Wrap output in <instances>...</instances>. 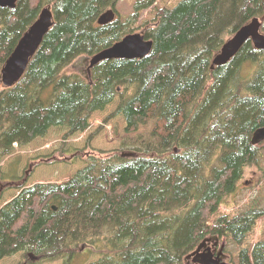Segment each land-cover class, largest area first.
I'll list each match as a JSON object with an SVG mask.
<instances>
[{"label": "trees", "instance_id": "16d2710c", "mask_svg": "<svg viewBox=\"0 0 264 264\" xmlns=\"http://www.w3.org/2000/svg\"><path fill=\"white\" fill-rule=\"evenodd\" d=\"M119 1L0 7V75L43 7L51 5L55 18L23 78L0 85V163L16 143L28 145L52 127H67L66 136L88 130L94 113L117 97L113 114L124 116L129 133L153 123L126 137L118 153L88 158L66 182L19 183V194L0 208V260L23 251L71 264L87 245L101 253L90 264H188L210 236L242 247L264 218L260 206L223 210L247 168L263 158L264 146L252 137L264 126V49L250 39L228 64L211 69L226 40L264 16V0H181L159 9L144 32L154 41L149 55L104 60L91 77L68 71L78 57L133 33L140 13L157 2L138 0L127 20L99 24ZM4 179L0 167V186ZM237 260L264 264V239Z\"/></svg>", "mask_w": 264, "mask_h": 264}, {"label": "rangeland", "instance_id": "374dc122", "mask_svg": "<svg viewBox=\"0 0 264 264\" xmlns=\"http://www.w3.org/2000/svg\"><path fill=\"white\" fill-rule=\"evenodd\" d=\"M137 1L120 0L115 8L118 18L122 20L130 18L135 12ZM179 2L181 0H157L151 8L140 13L139 21L132 24L133 31L145 32L149 25L155 23L154 17L159 9L175 7ZM88 66L87 57L80 56L69 66L68 71L88 75ZM0 85L4 87L1 79ZM118 103L119 97L105 110L95 112L90 120V128L84 132L66 136L67 127L55 126L46 136L38 137L28 145L20 146L16 143L14 152L4 157L0 163L5 177L4 189L0 193V208L19 194L22 185L66 182L87 166L88 158L91 156L107 157L118 153L122 150L121 143L126 137H135L139 132L150 131L153 128L152 123L142 126L137 133H129L126 130L127 122L124 116L113 114ZM261 146H264V142ZM22 182L24 183L19 185ZM257 206L264 207V150L260 164L247 168L236 193L226 198L223 210L236 215ZM262 239H264V218L258 220L242 247L227 237L222 238V243H226V260L236 264L237 256L243 248H252ZM29 253L19 252L0 260V264H64L60 259L38 260L37 255L30 256ZM76 255L71 264H90L101 258L98 250L87 245H82ZM186 262L198 264L192 258L187 259Z\"/></svg>", "mask_w": 264, "mask_h": 264}, {"label": "water", "instance_id": "95a60500", "mask_svg": "<svg viewBox=\"0 0 264 264\" xmlns=\"http://www.w3.org/2000/svg\"><path fill=\"white\" fill-rule=\"evenodd\" d=\"M18 0H0L2 8H16ZM117 13L114 8L106 10L98 19L99 24H107L115 20ZM55 22L54 13L51 5H46L41 10L37 20L29 27L24 35L19 40L16 48L6 60L1 70V82L4 87L15 86L24 76L31 59L37 53L38 49L44 42L46 35L49 33ZM264 16L255 17L250 22L241 26L230 38L226 40L222 48L215 54L211 69L214 70L218 66L228 64L241 50L248 40H252L255 47L264 49V33L262 26ZM154 46V41L147 39L143 32H133L124 36L120 41H117L112 46L105 48L93 56L87 57L89 60L88 76L91 77L92 68L98 63L107 59H135L144 58L149 55ZM264 142V126L258 128L252 137V143L258 145ZM179 150L176 148V152ZM133 155L124 153V156ZM4 189L2 185L0 193ZM57 209L56 206H54ZM206 238L202 243L189 255L186 260H192L198 264H232L226 260L225 253L226 243H222L219 255L216 257L211 251H202V248L207 243ZM220 238H218L219 240ZM30 256H34L33 253ZM40 259V257H36Z\"/></svg>", "mask_w": 264, "mask_h": 264}, {"label": "flooded vegetation", "instance_id": "af4514ba", "mask_svg": "<svg viewBox=\"0 0 264 264\" xmlns=\"http://www.w3.org/2000/svg\"><path fill=\"white\" fill-rule=\"evenodd\" d=\"M209 239L207 240V243L204 245V247L202 248V251H211L212 253H214V255L217 257L219 255V252L221 250V246H222V239L218 236H210L208 237ZM218 238H220L218 240ZM225 253L226 249H225Z\"/></svg>", "mask_w": 264, "mask_h": 264}, {"label": "bare ground", "instance_id": "6f19581e", "mask_svg": "<svg viewBox=\"0 0 264 264\" xmlns=\"http://www.w3.org/2000/svg\"><path fill=\"white\" fill-rule=\"evenodd\" d=\"M263 31V30H262ZM264 33V32H263ZM34 255V254H33Z\"/></svg>", "mask_w": 264, "mask_h": 264}]
</instances>
